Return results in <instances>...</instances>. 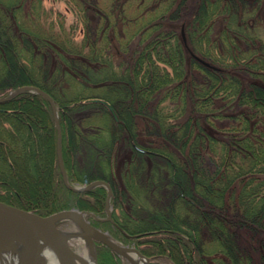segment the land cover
<instances>
[{"label": "trees", "instance_id": "16d2710c", "mask_svg": "<svg viewBox=\"0 0 264 264\" xmlns=\"http://www.w3.org/2000/svg\"><path fill=\"white\" fill-rule=\"evenodd\" d=\"M3 1L0 90L29 84L52 97L67 181L102 179L111 187V220L90 216L91 223L136 246L150 264H253L238 229L250 243L257 239L253 233L264 236V52L240 54L254 44L241 30L257 21L264 0H199L192 21L179 24V35L163 20L173 16L180 0H140L131 15L115 2L100 12L95 27L86 18L81 39L73 36L72 24L60 20L54 27L42 0H30L27 12L22 0ZM66 1L86 17V0ZM115 12L122 51L134 37L142 44L122 65L108 51ZM220 14L238 29L226 32L231 60L217 66L209 43ZM192 49L209 65L192 56ZM189 67L198 75H190ZM236 68L247 70L250 79L238 76ZM90 98L107 101L117 119L104 120L109 109ZM214 119L225 122L217 128ZM141 122V131L163 140L145 146L137 133ZM124 142L135 154L130 169L117 165ZM56 148V123L45 96L23 91L1 100L0 200L41 215L76 208L105 216L107 189L65 185ZM117 167L122 180L114 174ZM128 176L148 207L133 201L134 178ZM97 244L100 257L119 264L116 252Z\"/></svg>", "mask_w": 264, "mask_h": 264}, {"label": "rangeland", "instance_id": "374dc122", "mask_svg": "<svg viewBox=\"0 0 264 264\" xmlns=\"http://www.w3.org/2000/svg\"><path fill=\"white\" fill-rule=\"evenodd\" d=\"M29 1L30 0H22V2L20 1L22 3L21 4L22 8L26 12L28 10ZM4 2H6V1L2 0V3H4ZM115 2H116V4H118L119 9H120L121 4H123L122 7L124 9V12L128 15L135 14V10L140 8L138 5L140 3V0H86L85 5L87 6V4H88V8H86L87 11L84 12L86 14V17L83 16V18H82V17L77 16L75 14V12H72L70 9H68L67 6H69V8H72V6H71L72 3L70 1L67 2L66 0H42L41 4L46 9L51 10V12H48V20L49 19L53 20L54 27H56V24L59 23L60 20H62L64 22V24L68 27H69V25L72 24L73 25L72 31H74L73 36L76 39H81V37L83 36V31H81L82 30L81 28H82L84 22L87 21L86 18L88 19V22H91L92 26L95 27L96 24L101 23V19L99 16V15H101L100 12H102V10H104V9L107 10L108 6L113 5V3H115ZM198 2H199V0H180V1H178V3H177L179 5L178 10L175 13H173V16H168V18L164 19L163 25L168 26L170 29H173L178 33L180 23L183 24V21H184L185 24L186 23L188 24L189 22L192 21L193 16L197 10ZM249 8H251V6ZM255 15L257 16L256 17L257 21L254 24H252L251 26H244L243 29L241 28L242 30L240 29L244 34L251 37L252 38L251 40L254 43L253 45L246 46L244 48V50H243L244 52H242L240 54L241 58L251 56L256 51L257 52H264V5L262 7L259 6V8L256 9ZM23 16H25L24 13H23ZM118 17H120V16L117 15L116 12L113 15H111V18H112L114 24H116V25L114 28L109 27V36L111 37L112 45L110 46V49H108V51L112 55V58L114 60L113 62L115 64L119 63L120 65H122V64H125L127 61L132 60L131 57L133 56L134 51L139 49L142 44H141V42H139V38L134 37L129 42L127 50L122 51V49L118 45V41H117L115 34H114L115 31H119L118 30V28H119L118 21L120 20V18H118ZM214 18L215 19L212 21L214 24H213V27L211 29V37L212 38H211V42L209 43V46L212 47V54L214 56H216V58H217V59L213 60L214 64L218 66L219 63L222 64V62H225V61L229 62L231 60L232 57L228 52H226V48H225L226 43H227V42L225 43L226 35H227L226 32L228 33L231 31V29L234 30V28L238 29V27H236V25L234 23L231 24L232 21H231L230 17H228V16H226V19H224V17H222L220 14V15L215 16ZM43 21H44L43 18H41V19L39 18L38 24L43 26L44 25V23H42ZM103 23H105V21ZM229 23L231 24V26L226 28L225 24L228 25ZM179 32H180L179 38L182 39V41L184 42V44L186 46V51H187V49L189 50L187 43H186L188 40V36L183 31V25L180 26ZM178 35H179V33H178ZM192 36L194 38H196L195 37L196 35H192ZM188 43H189V41H188ZM189 45H190V43H189ZM243 47H244V45H243ZM186 51L184 52V54L186 56V59L188 61H190L189 54L186 53ZM190 52H192V51L190 50L189 53ZM193 55L198 56L199 53H196V52L193 53L192 52V56ZM200 56L201 55H199L198 57H200ZM188 69H189L190 75H192V74L195 76L198 75V71L195 69V67H189ZM234 72L236 74H238V76H241L245 81H248L250 79L249 72H247V70H244L243 68H236V69H234ZM25 86H32V88H30V90H20L21 88H23ZM35 88H38V87L33 86V85H29V84L20 85L17 87L6 86L3 88V90H0V98H3V97L9 98V97L16 95L17 93H20L23 91L36 92ZM51 110L53 113V117L55 114L54 111L56 112V117L58 120V109H57L55 104H54V108L51 107ZM185 115L187 116L186 113H185ZM109 116H112L110 111L106 116L103 117V119L107 120V119H109ZM189 116L190 115H188V117ZM196 119H198V118H196ZM54 121H55V117H54ZM224 122L225 121H222L220 119H214V125L217 128L220 127L221 125H223ZM143 123L144 122H141L139 124V128H138L139 131L137 132L139 141H141V142L143 141L144 143L143 142L142 143L145 146H154L156 143L163 140L160 136L153 134L152 132L148 133L146 131L144 132V130L141 131V129H143V127H142ZM58 125H59V123H58ZM59 127H60V125H59ZM56 128H57V125H56ZM60 130H61V128H60ZM60 133H61V131H60ZM57 138H58V132H57ZM61 138H62V135H61ZM118 151H119V157H121L122 160L119 161V163L117 162V165H119V168H120V166L123 165L124 168L127 166V168L130 169L131 164L135 162L134 161L135 154H134L133 149L131 147H129V145H127L126 142H124V144H122L118 147ZM119 168L117 167L116 169H114V174L120 180L121 175L119 176ZM63 170H64L65 175H66V170H65L64 166H63ZM59 171L61 172L60 167H59ZM131 178H134V177L128 176L129 180H131ZM66 179H67V177H66ZM96 180H102V179H96ZM132 180L134 181L135 178ZM68 184L72 187L77 188V187L86 186L89 183L84 184V183H80L77 181H73L72 183L68 182ZM96 185H102V184H95L92 186H96ZM102 186H104V185H102ZM131 192L133 193L132 194L133 195V201L135 202L136 205H141L144 207H148V204L150 205L149 200L145 196L144 192L138 187V185L136 184L135 181L131 187ZM111 193H112V191H111ZM111 193L109 195V198L107 199V196H108V191H107V195L105 198V204H104L105 205L104 206L105 216L88 215L87 217H88V220L90 223H91L90 216L93 217L95 220L97 219V220L102 221V220H105L103 218L106 217V210H109V212L111 213V211H112V206L110 204ZM106 203H108L107 206H106ZM73 209H76V208H73ZM82 211H84V210H82ZM115 211L118 212V209H115ZM53 212H56V211H52V212L45 214V215H49ZM57 225H58V228L62 231V233L64 235H66V239H67L70 247L73 249L74 253L77 256H83L85 251H88L90 248H92L94 264H118L115 262L114 259H112L109 256L104 255V257L103 256L100 257L98 255V252H97L98 241L92 240L93 243L88 241V239L83 235V228H81V226L72 218H61L58 220ZM95 227H97V226H95ZM98 228H100L102 231H105L107 233V235L110 236L109 232L106 229H104L103 227H98ZM240 230L241 229H238V231L241 233L240 234L241 235L240 236V243H242L243 245H245V244L247 245L246 250L251 256L252 263L257 264L260 262L261 264H264V236L263 235L261 236L260 234L252 232L254 235H256L257 239H255L254 242L250 243L248 241L250 239L247 238L246 235H244L243 232ZM111 238L114 241L118 242L119 244L127 245V246H134L132 244L122 243L121 241H119L113 237H111ZM134 247H136V246H134ZM128 254L130 255V257H132L133 263L138 264L137 261L135 260L137 257L136 256L137 254H133L131 252H129ZM141 254L142 255H138V256L144 260V263L150 264V258L148 257V255H145L143 253H141ZM41 255H42V260H43L42 264H47L46 259H45V249L44 248L41 252ZM117 255L120 257L119 264H132V262L128 258H126L123 255H120L118 253H117ZM75 261L78 264H81V262L78 259H75ZM16 263H18V261L16 262V260H15L14 264H16Z\"/></svg>", "mask_w": 264, "mask_h": 264}, {"label": "water", "instance_id": "95a60500", "mask_svg": "<svg viewBox=\"0 0 264 264\" xmlns=\"http://www.w3.org/2000/svg\"><path fill=\"white\" fill-rule=\"evenodd\" d=\"M193 56L202 64L209 65L208 62L199 58L198 56ZM30 88H32V86H25L20 90H30ZM35 89L36 92H39L45 96L51 107L54 108L52 97L40 88ZM6 98L8 97L0 98V101ZM89 101L103 103L107 106L113 118L117 119L114 109L107 101L100 98H90ZM54 113L58 132L56 148L57 161L61 169L63 182L69 188L74 190H85L90 188L92 185L102 184L107 188L108 199L111 193V188L108 182L104 180H94L86 186L77 188L68 184L61 159V130L58 125L56 112L54 111ZM136 148L144 151L142 148ZM107 204L108 203H106V206ZM88 215L94 216L92 212L73 208L58 210L49 215H41L34 211L23 209L16 205L0 200V252L11 251L15 245H21L24 250V255L22 259L16 264H42L43 260L41 252L44 248V245L48 244L56 253L61 264H75L74 261L77 259V255L70 247L66 239V235L62 233L57 225L58 220L61 218H72L81 226V228H83V235L88 239V241L92 243L93 241H98L109 247L112 251L128 258L132 264H134L132 257H130L128 253L131 252L133 254L142 255L138 248L134 246L122 245L114 241L110 236L107 235L105 231H102L100 228L92 225L88 220ZM103 219L111 220L109 210H106V217Z\"/></svg>", "mask_w": 264, "mask_h": 264}, {"label": "bare ground", "instance_id": "6f19581e", "mask_svg": "<svg viewBox=\"0 0 264 264\" xmlns=\"http://www.w3.org/2000/svg\"><path fill=\"white\" fill-rule=\"evenodd\" d=\"M44 249L47 264H61L56 253L48 244L44 245ZM0 253V264H14L15 260L16 262H19L22 259L24 250L21 245H15L11 251H1ZM136 256L135 260L138 264H145L143 259H141L138 255ZM77 259L81 262V264H94L92 248L85 251L83 256H77ZM74 262L75 264H78L76 261Z\"/></svg>", "mask_w": 264, "mask_h": 264}]
</instances>
